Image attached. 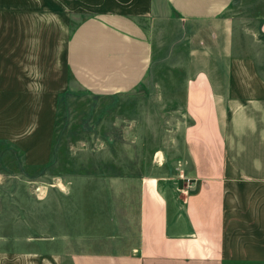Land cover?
<instances>
[{"label": "crops", "instance_id": "1", "mask_svg": "<svg viewBox=\"0 0 264 264\" xmlns=\"http://www.w3.org/2000/svg\"><path fill=\"white\" fill-rule=\"evenodd\" d=\"M71 82L181 103L184 184L144 176L118 250L0 239V264H264V0H140L78 22L49 0H0V136L41 138L27 163L48 160Z\"/></svg>", "mask_w": 264, "mask_h": 264}, {"label": "rangeland", "instance_id": "2", "mask_svg": "<svg viewBox=\"0 0 264 264\" xmlns=\"http://www.w3.org/2000/svg\"><path fill=\"white\" fill-rule=\"evenodd\" d=\"M49 2L75 22L105 11L138 12L140 5ZM65 95L51 123L46 162H26L29 154L41 158V138L8 131L0 136V239L52 242L51 249L66 252L118 250L120 242L132 240L131 209L144 176L161 177L165 190L182 189L190 166L179 135L182 104L147 85L127 101L73 82Z\"/></svg>", "mask_w": 264, "mask_h": 264}]
</instances>
